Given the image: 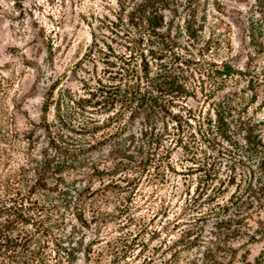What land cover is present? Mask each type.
<instances>
[{
    "label": "trees",
    "instance_id": "obj_1",
    "mask_svg": "<svg viewBox=\"0 0 264 264\" xmlns=\"http://www.w3.org/2000/svg\"><path fill=\"white\" fill-rule=\"evenodd\" d=\"M113 1L77 63L80 89L54 82L30 127H16L0 71V264H92L104 226L137 220L144 182L174 173L189 181L167 218L177 237L141 264H234L236 241L264 240V113L252 109L264 0L248 4L242 67L221 58L232 46L220 0ZM136 236L111 256L130 264L145 246ZM249 255L243 264H264V249Z\"/></svg>",
    "mask_w": 264,
    "mask_h": 264
},
{
    "label": "rangeland",
    "instance_id": "obj_2",
    "mask_svg": "<svg viewBox=\"0 0 264 264\" xmlns=\"http://www.w3.org/2000/svg\"><path fill=\"white\" fill-rule=\"evenodd\" d=\"M251 1L220 0L225 5V14L221 17L229 23L232 46V52L221 58L236 67H242L246 59L243 28ZM20 3L25 8L22 12ZM115 6L113 0H0V71L7 78L6 83L9 82L5 104L16 127L25 129L32 121H39L44 95L54 82L59 87L80 89L83 72L77 63L92 42V32L98 31L100 17L111 15L109 8ZM263 99L261 94L258 104L252 108L258 115L264 113ZM188 103L197 107L199 101L191 98ZM53 113L52 110L50 118ZM179 155V152L174 154L175 160H179ZM177 166L181 169L180 164ZM169 179L144 182L140 192L150 196L151 201H138L141 206L133 210L137 220L131 221L124 215L104 226L103 243L96 245L92 264H123L124 259L114 258L110 252L117 249L118 237L125 241L135 234L136 241H143L145 246L135 247L130 264H141L145 256H155L158 261L163 258L164 242L177 237L174 230L166 234L171 227L168 219L181 211L189 183L184 184V178L176 173ZM165 205L170 207L168 217L163 214ZM234 246L239 255L234 264H243L239 257L249 249V258L254 260L264 249V240L250 243L241 239Z\"/></svg>",
    "mask_w": 264,
    "mask_h": 264
}]
</instances>
